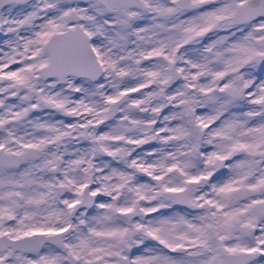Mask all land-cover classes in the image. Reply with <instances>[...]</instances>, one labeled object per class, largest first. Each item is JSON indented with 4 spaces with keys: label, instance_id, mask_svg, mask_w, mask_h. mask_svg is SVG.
I'll use <instances>...</instances> for the list:
<instances>
[{
    "label": "snow or ice",
    "instance_id": "obj_1",
    "mask_svg": "<svg viewBox=\"0 0 264 264\" xmlns=\"http://www.w3.org/2000/svg\"><path fill=\"white\" fill-rule=\"evenodd\" d=\"M0 264H264V0H0Z\"/></svg>",
    "mask_w": 264,
    "mask_h": 264
}]
</instances>
